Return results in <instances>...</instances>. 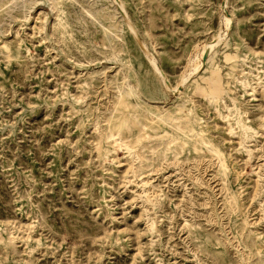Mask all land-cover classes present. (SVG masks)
Segmentation results:
<instances>
[{
    "label": "rangeland",
    "instance_id": "obj_1",
    "mask_svg": "<svg viewBox=\"0 0 264 264\" xmlns=\"http://www.w3.org/2000/svg\"><path fill=\"white\" fill-rule=\"evenodd\" d=\"M116 1L0 0V264H264V0Z\"/></svg>",
    "mask_w": 264,
    "mask_h": 264
},
{
    "label": "bare ground",
    "instance_id": "obj_2",
    "mask_svg": "<svg viewBox=\"0 0 264 264\" xmlns=\"http://www.w3.org/2000/svg\"><path fill=\"white\" fill-rule=\"evenodd\" d=\"M118 2H119V4L118 5H120L121 6V8H123V6H122V4H121V2L119 1V0H117ZM116 1V2H117ZM226 17V16H225ZM226 20V23L225 24H227L228 26H229V24L231 25V22H232V20H233V18L232 17H226L225 18ZM226 26V25H225ZM130 29L132 30V31H134V29L132 28V27H130ZM216 42H212V43H206L205 45H203L204 47H203V50L204 51H207V50H209V49H212L213 48V46H215L214 44H215ZM200 55H202V54H200ZM203 56V55H202ZM197 61V60H196ZM150 62H151V64H152V66L155 68V70L158 72V73H162L161 72V70L158 68V66L156 65V63H155V60L154 59H150ZM199 62V61H198ZM198 62H196L195 64H194V66L192 67L193 69H192V73H190V75L188 76V77H183V79L181 80V82H180V84L179 85H177L176 87H172L171 89L173 90V91H179V87H180V85H183L188 79H189V77L191 76V74H193V73H197L198 71H199V69L201 68V66H202V62H200V63H198ZM191 72V71H190ZM257 79V81L259 80L258 78H256ZM167 82V81H166ZM244 84V83H243ZM170 87H171V85H170ZM240 123H241V121L238 119L237 120V124H239L240 125ZM231 128V127H230ZM247 129H250V126H246V127H243V131L245 132ZM114 139L115 138H113V141H114ZM118 139V138H117ZM112 140V139H111ZM119 140V139H118ZM112 141V142H113ZM118 145H120V142L119 141H115ZM116 144V145H117ZM121 146V145H120ZM119 146V147H120ZM145 195H146V192H145ZM147 197V196H146Z\"/></svg>",
    "mask_w": 264,
    "mask_h": 264
}]
</instances>
